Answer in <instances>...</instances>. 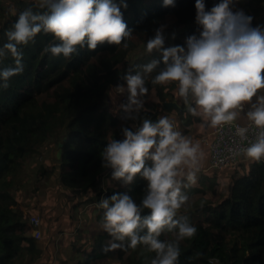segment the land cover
<instances>
[{"label":"trees","instance_id":"trees-1","mask_svg":"<svg viewBox=\"0 0 264 264\" xmlns=\"http://www.w3.org/2000/svg\"><path fill=\"white\" fill-rule=\"evenodd\" d=\"M126 2L123 18L132 30V37L124 42L127 48L123 43L100 45L95 51L78 47L69 58L53 57L44 48L58 41L51 34L41 33L33 43L21 47L23 73L12 77L8 88H0V264H31L35 260L39 244L31 236L27 214L18 207V198L45 177H52L51 184L59 185L65 192L93 201L92 213L99 227L104 210L98 205L103 198L127 193L139 203L144 194L146 181L139 176L125 187L120 182L114 184L111 170L102 167L100 153L104 147L113 139H122L121 128L134 123L123 119L120 105L126 101V95L117 93L115 86L124 83L122 77L127 71L135 74L139 66L160 59L155 51L146 53V43L156 29L166 25L167 18L174 19L173 29L185 27L174 43H169L171 46H184L188 36L199 34V27L195 23L196 0H174V7H164L163 0ZM204 2L206 10H210L221 0ZM263 2L237 0L234 10H243L252 16L253 27H264ZM11 4L10 0H0V47L7 42L6 32L21 12L29 8L33 12L46 11L39 7L40 0H11ZM13 66L11 57L0 63V68ZM155 75L156 71L145 78L147 94L153 95L154 103L160 105L166 98L176 100L177 86L174 83L153 85L151 80ZM147 98V95L142 98L144 107L136 125L144 118L155 121L163 116L155 110L156 105L146 103ZM176 111L183 124L189 125L191 117L195 118L182 99ZM58 144H62L61 157L54 156V164L49 166L48 150ZM248 163V170L240 175H237V166L213 170L207 165L199 169L194 182L183 181L188 185L182 188L188 200L201 194V207L188 210L187 215H177L188 217L197 229L194 237L180 243L178 264H264V161ZM215 172L227 177L228 190L220 199L205 201L202 194L211 191L214 183L204 182L214 178ZM196 217L199 219L194 222ZM81 224L84 227V222ZM75 226L81 231V225ZM80 235L75 238L83 240ZM69 239L76 254L86 250V257L79 264L104 260H117V264H151L155 257V253L145 251L142 245L126 251H103L112 239L103 230L93 235L92 240L84 239L85 250L75 244L72 236ZM160 239L174 237L165 232ZM69 261L73 259L63 264Z\"/></svg>","mask_w":264,"mask_h":264},{"label":"clouds","instance_id":"clouds-1","mask_svg":"<svg viewBox=\"0 0 264 264\" xmlns=\"http://www.w3.org/2000/svg\"><path fill=\"white\" fill-rule=\"evenodd\" d=\"M236 2L221 0L206 10L204 0H196L199 34L188 36L184 46L165 47V26L161 25L146 43V53L155 51L160 59L139 66L135 74L127 71L124 83L115 86L117 93L126 95L120 105L123 119L134 123L121 128L122 139H113L104 147L102 167L110 169L111 179L122 186L132 185L139 176L146 188L139 203L127 193H114L100 201L98 206L104 210L101 228L112 238L103 251L142 245L155 253L151 264H178L180 243L197 231L188 217L178 218L177 213L188 201L182 192L188 185L183 181H195L205 154L200 142L175 130L167 116L155 121L144 118L135 124L148 93L147 74L156 71L153 85L174 83L188 112L208 121L213 129L232 125L244 112L249 126L237 125L235 134L245 141L252 129L255 137L236 155L251 162L264 160V95L259 94L264 89V27H253L252 16L234 10ZM163 6L174 7V0H163ZM39 7L46 11L29 8L21 12L6 32L0 63L11 57L14 66L0 68V88H8L10 79L23 73L21 47L33 43L38 34H51L58 43L44 51L64 58L78 47L95 51L100 45L123 43L127 48L124 42L132 37L123 18L126 0H40ZM165 232L174 239L162 241Z\"/></svg>","mask_w":264,"mask_h":264},{"label":"rangeland","instance_id":"rangeland-1","mask_svg":"<svg viewBox=\"0 0 264 264\" xmlns=\"http://www.w3.org/2000/svg\"><path fill=\"white\" fill-rule=\"evenodd\" d=\"M11 4V0H10ZM8 4L5 5L7 7ZM12 5V4H11ZM261 6L264 8V2L261 4ZM13 10V9H9ZM173 18H167L165 30H164V36H165V47H170L171 45L169 43H174L173 34L175 37H177L180 33L184 32V28L181 29H173L172 22ZM171 23V24H170ZM139 50V48H138ZM135 53V50L132 54ZM128 59L130 57L128 56ZM261 95H264V89L260 90ZM146 103L149 105H158L154 103L153 101V95L147 94ZM255 98V97H254ZM145 101V100H144ZM51 145V144H48ZM204 146V145H203ZM53 148H49L48 150V157L50 158L49 166H52L54 164L53 158L56 155L57 151L59 150L60 146H51ZM205 147V146H204ZM264 161V160H262ZM29 166V162H26ZM249 164V163H248ZM220 173L223 171H219ZM214 178H210V180L205 181V184L211 185L214 183V187L211 191H205L202 194V197H204L205 201L213 202L216 199H220L223 197L224 192L228 190V187L226 185L227 183V177L222 176V174H219L218 172L214 173ZM52 177H45L43 180H41L38 183L33 182L34 185H32V188H28L25 193H23L18 200L20 201L18 207L22 209L25 214H27L28 221L32 217H40L42 221L41 226V236L43 239L39 242L40 244L43 243V241L53 232L56 233H65V236L70 235L76 240V245L80 246V248L85 250L84 240H78V238H75V235L78 232H90L91 234H96L99 231H102V228L97 226L95 224V219L93 216V208L95 207L94 202L90 201L88 202L86 198L75 196L73 193L66 191L60 187L59 185L51 184ZM29 181V179H28ZM33 189V190H32ZM218 194L215 199L212 198V195ZM200 195H196L189 199L186 204L178 211L177 215H187V211H195L196 209L200 208L201 201L199 200ZM82 204V208H77L78 205ZM76 205V207H75ZM29 212V213H28ZM199 218H194V222L198 220ZM85 222L89 223V226L82 227V224ZM75 225H81L79 226L81 228V231H77V227ZM75 226V227H74ZM77 228V229H76ZM76 231V232H75ZM30 235V234H29ZM32 236V235H31ZM33 237V236H32ZM54 242V247L47 248V253L50 251H53L50 258H47L46 262L53 261V259L57 260L58 258H54L57 250L61 249V245L65 244V239H63L61 236ZM68 242H71V239L67 240ZM72 244H66L65 246H68V249L71 250V254L74 253L73 248L71 246ZM86 253V250L82 253L84 255ZM117 260H104L101 262H94L93 264H117Z\"/></svg>","mask_w":264,"mask_h":264},{"label":"crops","instance_id":"crops-1","mask_svg":"<svg viewBox=\"0 0 264 264\" xmlns=\"http://www.w3.org/2000/svg\"><path fill=\"white\" fill-rule=\"evenodd\" d=\"M255 100H256V98H253V102H255ZM164 101H173L177 104V108H178L180 106V103H181V98L179 96L176 100H171L169 98H166ZM161 103H160V105L155 106V110L161 112L160 116L162 114H163V116H167L169 118V120L173 123L174 129L179 131L183 136L190 138L193 142H196V141L200 142L201 148L205 154V157H204L203 161L201 162L200 168L207 167V165H208L207 164L208 152H207V149L205 147H203L201 142H202V139H208V140L211 139V133H212L213 128L210 126V123L208 121L204 120L203 118L199 117V116H195V118L191 117V119H192L191 124H189V125L183 124V122H181L178 119L176 108L171 107L169 110L164 109V111H163ZM247 110H248V108L246 106L245 112ZM236 121L241 122V123H244L245 121H247L244 112H242L238 116ZM184 129H185V132H183ZM248 162L249 161L247 159H243L242 161L239 162V164L237 165V167H239V173L237 175H240V173L246 172L248 170V165H249ZM116 182H118V181H115L114 184H116ZM84 224H85V222H84ZM86 225H87V223H86ZM86 225H84V226H86ZM40 226H42V221H41ZM40 231H41V227H40ZM100 232H102V231H99L96 234H99ZM76 235H80V233H77ZM93 235H95V234H91L90 232H87V233L83 232L82 235H80V236H82L83 240L84 239L90 240L93 237ZM56 236H61L63 239H65V244L61 245L63 247H61L60 250L59 249L57 250L58 252H56L57 254H55V256H54V258H58L57 260L53 259V261L46 262L47 258H50L52 253H53V251H50L49 253H47L46 247L49 245V247H52V249H53L55 240L59 238ZM70 237H71L70 235L65 236V233L62 234V233L53 232L43 241L42 244H40L39 242L43 239V237L41 236V238H40L41 240L36 241L39 244L40 250H38L36 258H35V260L31 261V264H63L65 261H68L70 258H72L73 261H69L66 264H79L82 257H86V253L84 255L76 254L75 252L71 254V250L68 249V246H65L66 244H71L70 242L67 241V240H69ZM76 260H78L79 262L77 263ZM91 264H93V262Z\"/></svg>","mask_w":264,"mask_h":264},{"label":"built area","instance_id":"built-area-1","mask_svg":"<svg viewBox=\"0 0 264 264\" xmlns=\"http://www.w3.org/2000/svg\"><path fill=\"white\" fill-rule=\"evenodd\" d=\"M247 127L249 121L244 123L234 121L232 125H225L212 130L211 139H202V143L208 151V168L217 170L225 168H236L240 161L246 159L243 155H236L242 147H247L254 140L255 130L250 129L248 140L241 141L236 136V126ZM32 228V236L38 241L41 238L40 217H32L28 221Z\"/></svg>","mask_w":264,"mask_h":264},{"label":"water","instance_id":"water-1","mask_svg":"<svg viewBox=\"0 0 264 264\" xmlns=\"http://www.w3.org/2000/svg\"><path fill=\"white\" fill-rule=\"evenodd\" d=\"M161 106L163 109L165 110H169L171 107L172 108H177V104L173 101H163L161 103ZM58 146H60L59 150L57 151L55 158L56 159H60L61 157V153H62V144H58Z\"/></svg>","mask_w":264,"mask_h":264}]
</instances>
